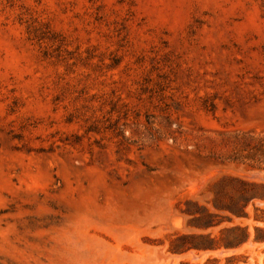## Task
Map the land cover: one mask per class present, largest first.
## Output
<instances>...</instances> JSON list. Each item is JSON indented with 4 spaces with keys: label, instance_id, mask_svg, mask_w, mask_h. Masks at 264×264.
Returning <instances> with one entry per match:
<instances>
[{
    "label": "rangeland",
    "instance_id": "1",
    "mask_svg": "<svg viewBox=\"0 0 264 264\" xmlns=\"http://www.w3.org/2000/svg\"><path fill=\"white\" fill-rule=\"evenodd\" d=\"M0 264H264V0H0Z\"/></svg>",
    "mask_w": 264,
    "mask_h": 264
},
{
    "label": "trees",
    "instance_id": "2",
    "mask_svg": "<svg viewBox=\"0 0 264 264\" xmlns=\"http://www.w3.org/2000/svg\"><path fill=\"white\" fill-rule=\"evenodd\" d=\"M234 230H240L241 231V236L239 238L234 236V238H233L234 240L233 241H235V242H232V244H225L226 246H228V245L229 246H233V245L237 246V245H240V244H242V243H244L245 241L248 240L249 234H248V232H247V230L245 228L231 227V228L226 229V231H234ZM256 230H259V229L256 228ZM259 239H261V238L258 237V236L254 237V240H259Z\"/></svg>",
    "mask_w": 264,
    "mask_h": 264
}]
</instances>
